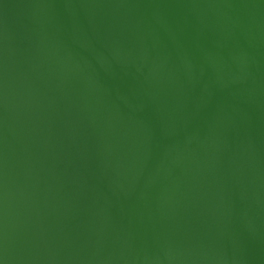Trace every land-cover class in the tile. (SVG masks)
<instances>
[{
    "label": "water",
    "instance_id": "water-1",
    "mask_svg": "<svg viewBox=\"0 0 264 264\" xmlns=\"http://www.w3.org/2000/svg\"><path fill=\"white\" fill-rule=\"evenodd\" d=\"M0 264H264V0H0Z\"/></svg>",
    "mask_w": 264,
    "mask_h": 264
}]
</instances>
